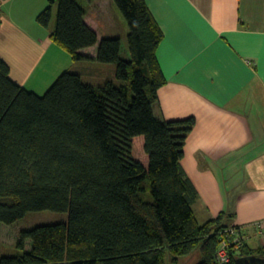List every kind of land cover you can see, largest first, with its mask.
Returning <instances> with one entry per match:
<instances>
[{
	"label": "trees",
	"instance_id": "1",
	"mask_svg": "<svg viewBox=\"0 0 264 264\" xmlns=\"http://www.w3.org/2000/svg\"><path fill=\"white\" fill-rule=\"evenodd\" d=\"M88 1V0H87ZM127 23L129 58L120 38H104L84 22L77 0H58L50 39L73 62L98 45L94 61L114 68V80L94 86L78 72L61 73L43 95L19 86L0 58V223L30 212L68 213V221L20 232L18 253L0 264H219L216 253L230 225L226 212L200 225L198 194L181 166L195 120L153 114L166 84L157 50L163 30L145 0H112ZM52 1L37 16L48 28ZM143 138L147 165L132 156ZM32 241L30 251L25 242ZM227 264L264 258L244 239Z\"/></svg>",
	"mask_w": 264,
	"mask_h": 264
},
{
	"label": "crops",
	"instance_id": "2",
	"mask_svg": "<svg viewBox=\"0 0 264 264\" xmlns=\"http://www.w3.org/2000/svg\"><path fill=\"white\" fill-rule=\"evenodd\" d=\"M50 1L52 18L46 29L37 24L36 17ZM57 1L0 0V58L15 83L38 95L68 69L94 86H99L104 75H114L113 66L94 61L98 45L80 51L93 60L73 62L52 43ZM77 1L98 41L126 39L127 23L122 16L118 18L120 12L112 0ZM145 2L164 34L156 55L166 84L157 91L153 114L165 121L195 120L181 160L198 194L192 207L195 217L204 225L224 211L227 222L240 228L245 245L262 249L264 0ZM54 55L69 67L59 66ZM27 229L18 221L0 223V256L17 254L19 234ZM31 248L32 241L27 240L25 251Z\"/></svg>",
	"mask_w": 264,
	"mask_h": 264
},
{
	"label": "rangeland",
	"instance_id": "3",
	"mask_svg": "<svg viewBox=\"0 0 264 264\" xmlns=\"http://www.w3.org/2000/svg\"><path fill=\"white\" fill-rule=\"evenodd\" d=\"M116 12H117V10H116ZM56 14H57V10H56ZM117 14H118V18L120 16H122L121 13H117ZM55 19H56V16H55ZM36 22H37V20H36ZM117 26L119 28L121 26L120 19L118 20ZM119 37H121V36H119ZM62 52L70 58L68 53H66L65 51H62ZM50 54H52V55H50V57H52L53 53L50 52ZM121 57L123 59L129 58L128 47H127L125 38H122ZM54 61L55 62L58 61L57 64H59V66H65L66 68L69 67V64L66 66L65 60L63 58H59V56H55ZM75 66H77V65H75ZM67 71H70V70L68 69ZM71 72H72V70H71ZM100 78H101V75H99V77H96L95 81H97ZM106 79L114 80V75L111 77H107V78L104 75V80L100 81V83L98 82V85H102L106 81ZM84 81L88 82L87 78H85ZM93 84L97 85V83H93ZM43 93L44 92H40L39 94L43 95ZM132 156L136 160L141 161L145 166L147 165V162L145 160L146 155H145L144 150H143V138L142 137H139V139L134 140ZM61 221H65V222L68 221V213H54V212H50V211H41V212H30V213H28L25 217H23V219L18 221V224L20 227H25V228L28 227V229H30V228H33L37 225H52V224H56V223H61ZM16 249H17V247H16ZM15 252H16V250H15ZM4 254H5V256L15 255L13 252H12V254L10 252H4ZM198 260H199V256L197 254H193L189 258L182 260V263H180V264H196L198 262ZM166 263L170 264L168 258L166 260Z\"/></svg>",
	"mask_w": 264,
	"mask_h": 264
},
{
	"label": "built area",
	"instance_id": "4",
	"mask_svg": "<svg viewBox=\"0 0 264 264\" xmlns=\"http://www.w3.org/2000/svg\"><path fill=\"white\" fill-rule=\"evenodd\" d=\"M223 239L216 253V261L219 264H227L230 261L229 250L231 247L238 249L243 238L234 227H229L222 232Z\"/></svg>",
	"mask_w": 264,
	"mask_h": 264
},
{
	"label": "water",
	"instance_id": "5",
	"mask_svg": "<svg viewBox=\"0 0 264 264\" xmlns=\"http://www.w3.org/2000/svg\"><path fill=\"white\" fill-rule=\"evenodd\" d=\"M247 264H264V258L260 259V258H249L246 259L245 261Z\"/></svg>",
	"mask_w": 264,
	"mask_h": 264
}]
</instances>
